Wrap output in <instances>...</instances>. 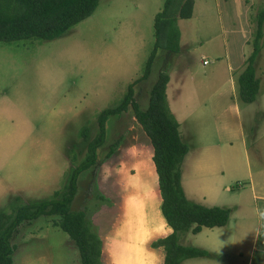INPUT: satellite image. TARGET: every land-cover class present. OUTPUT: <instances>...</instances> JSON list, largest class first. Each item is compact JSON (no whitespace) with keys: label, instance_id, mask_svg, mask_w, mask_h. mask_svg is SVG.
I'll use <instances>...</instances> for the list:
<instances>
[{"label":"rangeland","instance_id":"rangeland-1","mask_svg":"<svg viewBox=\"0 0 264 264\" xmlns=\"http://www.w3.org/2000/svg\"><path fill=\"white\" fill-rule=\"evenodd\" d=\"M163 4L164 0H99L90 16L59 38L0 41V210L9 211L16 198L32 202L60 193L70 168L86 151L81 129L86 126L92 138L98 131V113L120 103L133 82L134 101L145 109L158 73L165 71L173 109L167 105L180 120V137L189 148L181 164L185 196L231 210L225 228L231 256L218 253L213 260L246 264L255 250L240 247L264 246V213L252 217L264 196V22L262 47L254 62L260 82L255 101H240L237 72L253 49L264 0H193V17H177L180 50L159 49L148 77L138 80L153 48L154 17ZM231 140L237 160L229 159ZM149 142L128 104L125 111L108 117L96 164L78 176L70 207L86 206L91 228L104 240L102 260L107 264H113L107 246L134 244L145 251L160 238L152 241L156 233H146L145 214L141 213L145 221L125 220L132 202L131 182L138 181L141 192L158 188ZM241 147L247 149L248 161ZM247 162L254 188L246 174ZM153 203L148 198L145 207L150 211ZM57 219L43 215L18 224L11 238V264H80L75 243L55 225ZM159 223L161 218L154 216L147 224L157 228ZM124 225L128 233L123 242L117 235ZM204 242L201 233L179 237L183 245L198 247ZM238 250L241 255L233 253ZM123 263L127 260L118 262Z\"/></svg>","mask_w":264,"mask_h":264},{"label":"trees","instance_id":"trees-1","mask_svg":"<svg viewBox=\"0 0 264 264\" xmlns=\"http://www.w3.org/2000/svg\"><path fill=\"white\" fill-rule=\"evenodd\" d=\"M99 0H0V41L11 43L22 39L49 41L64 35L71 27L90 16L97 8ZM193 0H164L163 8L155 15L154 43L147 57L143 74L148 77L158 49L169 52L180 50L178 18H190ZM264 11L258 15L256 31L252 41L253 49L245 59V67L237 76V89L240 101H255L259 90V79L255 77L254 62L262 43ZM166 69V68H165ZM169 74L158 73L150 92L148 105L140 109L133 98V83L127 87L122 100L114 107H107L98 113V131L90 138L84 126L80 134L87 142L84 157L67 173L62 191L53 196L32 202H20L0 210V264L12 263L13 244L11 238L18 224L43 215L57 216L55 225L65 232L75 243L80 264H102L101 239L93 231L88 220L87 208L72 210L70 205L77 193V179L81 172L97 162V149L105 142L106 122L110 115L120 114L132 106L136 121L141 126L152 146L151 159L157 177L161 202L159 211L171 232L154 240L152 247L164 249L162 264H181L188 258L207 255V251L191 245H182L178 236L191 230L199 232L202 227L226 225L230 209L220 206H205L190 201L181 186V164L188 152V145L181 140L179 125L170 112L166 101V85ZM117 141L110 147L113 152ZM95 189V187H94ZM101 195V196H100ZM101 199L106 197L100 194Z\"/></svg>","mask_w":264,"mask_h":264},{"label":"crops","instance_id":"crops-1","mask_svg":"<svg viewBox=\"0 0 264 264\" xmlns=\"http://www.w3.org/2000/svg\"><path fill=\"white\" fill-rule=\"evenodd\" d=\"M192 17H193V12H192V16L190 18H192ZM182 19H184V18H182ZM238 74L239 73L237 72V76H238ZM170 81L171 80L169 78V81L167 82V85H166L165 94L167 93L166 101H167V104H169V108L173 109L170 105V100H169V96H168V86L171 83ZM213 97H215V94L212 96V99H213ZM176 101L177 100L174 101L175 102L174 108L178 109L179 102H176ZM213 101H214V99H213ZM202 108H204V106ZM176 120H177L178 125L180 127V122H179L180 120L178 118H176ZM179 127H178V129H179ZM232 143L233 142L231 140L230 146L228 147V149H230V153H231V156L229 157V159L233 160L235 158L237 160L236 147L234 145L231 146ZM149 144H150V142H149ZM241 144L244 147L245 143H244L243 138H241ZM241 149H242L243 153L245 152V155L247 157V149L242 148V147H241ZM188 151H189V149H188ZM150 152L152 155L151 144H150ZM187 153H186V155H187ZM151 155L149 156V161H150ZM247 161H248V157H247ZM246 174L248 177V181L251 183V185L254 188L255 184L253 182L254 180H253V176H252V171L249 169L248 162H247V166H246ZM125 186H127V185H125ZM130 186L132 187V194L130 195V198H132V200H131L132 202H129L127 204V205H129V208L126 210L127 211L126 215L128 218H126L125 220L127 221V219H130V218L138 220V221L142 218V220H143L144 218H143L142 214H145L146 215V221L145 220H143V221H145V224H146V226H144L146 229V233L148 235H152L153 232L156 233L155 237L150 236L152 241L158 237H163L166 234L170 233L171 228L165 224V222L161 216V213L159 211V205L161 202V198L159 195V189L156 187V188H154L153 191L152 190H144V192H141V187H140V184L138 181H137V183L131 182ZM213 188H215L216 190H220L217 187H213ZM260 190H262V187H260ZM184 192H185L184 194H186L185 190H184ZM148 198L154 199V203H153L152 209L150 211L145 207V201ZM202 198L205 199L206 197L203 196ZM189 200L195 202L193 198L192 199L189 198ZM199 203L203 204L202 202H199ZM203 205H205V204H203ZM213 206H217V205H213ZM256 206H257V210L254 211V214L252 213V217H255V216L259 217L261 213H264V196L260 197V205L257 204ZM231 213L232 212L230 210V214ZM154 216L157 218H161V223H159V226L157 228H151L147 224L152 220V218ZM136 226H137V228H136L137 232L141 233L140 226H138V225H136ZM234 227H235V224H234ZM247 227H248V224L246 225V232L248 231ZM207 228L208 227H202V229L197 233H192L191 230L185 232L187 235H191V234L197 235V234L201 233L202 237H205V240H206V242H204L205 244H200L198 247L206 250L207 255L202 256V257H196V258H188V259L184 260L181 264H221L217 260H213V257H215L216 255L218 256L219 255L218 253H220L221 255L231 256L230 254L232 253V251H230L231 248H230L229 242L227 240V235H225V228H227L226 225L220 226V227H212V228H208V229ZM125 229H127L126 225L123 226L122 230H119V233L121 235H117V238H123L122 239L123 242H124V240H126V239H124L125 238L124 234L128 233L127 231L125 232ZM133 230H134V228L132 227V231ZM257 233H259V231H256V236H257ZM181 234H183V233H181ZM181 234H179V236H178V242H179V237L181 236ZM239 234L240 235L243 234V231L239 230ZM127 235H126V237H127ZM152 237H154V238H152ZM122 240H120V241H122ZM102 241H101L100 261L102 264H107V262L102 260V257L105 254V250L103 249L104 247L102 248V245L104 244V240H102ZM252 243H255L254 237H253ZM227 246H229V247H227ZM247 246H251L255 250V252L252 255H250L249 260L247 261L246 264H264V246L258 247L255 243V245H242L240 248L247 247ZM142 249H143L142 247H140V246L136 247V246H134V244H132V245H126L125 244V246L123 248L117 247L115 245L107 246V250L110 252L109 258H110L111 262H113V264H118V262H122L123 260H127V263H123V264H162L163 263L162 259H164V257H163L164 254L161 255V253L164 252V249L162 247H160V246L159 247H152V248L149 247V248H145V251H142ZM129 253H131L133 256V258H131V261L128 260V254ZM149 253L152 254V256H153V258L151 260L147 256V254H149ZM233 253L241 255L242 252L240 250H238V251H233ZM109 258L107 257V260H109ZM156 258H158L159 261L158 260L156 261ZM222 264H224L223 261H222Z\"/></svg>","mask_w":264,"mask_h":264}]
</instances>
